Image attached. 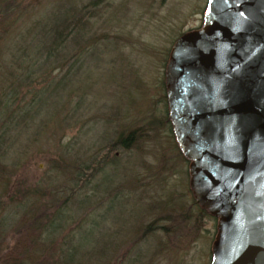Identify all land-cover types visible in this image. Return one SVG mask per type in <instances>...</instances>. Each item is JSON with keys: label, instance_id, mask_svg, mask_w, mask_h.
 Wrapping results in <instances>:
<instances>
[{"label": "rangeland", "instance_id": "1", "mask_svg": "<svg viewBox=\"0 0 264 264\" xmlns=\"http://www.w3.org/2000/svg\"><path fill=\"white\" fill-rule=\"evenodd\" d=\"M10 2L19 3L30 19L67 8L83 13L88 22L90 52L80 56L74 68L79 72L86 63L80 72L87 78L86 97L82 105H76L78 97L72 101L73 126L62 141L71 147V160L82 151L81 164L99 162L100 167L87 171L86 186L75 199L86 198L67 207V223L56 238L69 235L84 220L72 241L93 264L102 256V245L104 264H211L219 219L194 197L189 160L171 130L165 93L171 47L183 33L203 26L208 0ZM131 132L134 141L122 147L119 139ZM32 148L27 143L17 169L19 187L11 192L35 186L60 189L72 170L53 171L50 156L38 147L32 153ZM49 196L37 202V215L46 212ZM3 207L0 237L9 240L10 226L22 208L15 201ZM113 250L117 259H107Z\"/></svg>", "mask_w": 264, "mask_h": 264}, {"label": "water", "instance_id": "2", "mask_svg": "<svg viewBox=\"0 0 264 264\" xmlns=\"http://www.w3.org/2000/svg\"><path fill=\"white\" fill-rule=\"evenodd\" d=\"M203 17L169 53V120L219 219L211 264H264V0H208Z\"/></svg>", "mask_w": 264, "mask_h": 264}, {"label": "trees", "instance_id": "3", "mask_svg": "<svg viewBox=\"0 0 264 264\" xmlns=\"http://www.w3.org/2000/svg\"><path fill=\"white\" fill-rule=\"evenodd\" d=\"M18 4L12 6L10 0H0V208L14 201L22 208L10 226V241L0 237V264H93L91 257L72 241L84 220L69 235L60 239L55 236L67 223L66 209L71 202L86 198L75 199L86 186L87 171L100 167L99 162L81 164L78 156L82 151L73 153L77 156L71 160V147L62 141L73 126L72 101L78 97L76 105H82L86 97L87 78L80 76L86 63L79 72L74 68L79 57L90 52L88 22L83 13H72L67 8L30 19ZM119 141L122 147H129L134 133ZM27 143L33 145L32 153L38 147L50 156L53 171L64 174L59 168L72 170L65 175L69 178L65 185L60 189L35 186L11 192L19 187L17 169L27 152ZM47 194L51 202L46 212L37 215V202ZM85 224L89 225V219ZM115 252L111 251L107 259H117ZM100 254L94 264H104L103 245Z\"/></svg>", "mask_w": 264, "mask_h": 264}, {"label": "flooded vegetation", "instance_id": "4", "mask_svg": "<svg viewBox=\"0 0 264 264\" xmlns=\"http://www.w3.org/2000/svg\"><path fill=\"white\" fill-rule=\"evenodd\" d=\"M208 3V2H207ZM206 8V7H205ZM205 11V10H204ZM203 15H204V12H203ZM203 23H204V17H203ZM165 93H166V87H165ZM166 103H167V95H166ZM167 108H168V104H167ZM168 118H169V110H168ZM170 125H171V130L173 132V128H172V123L170 121ZM174 133V132H173Z\"/></svg>", "mask_w": 264, "mask_h": 264}, {"label": "snow or ice", "instance_id": "5", "mask_svg": "<svg viewBox=\"0 0 264 264\" xmlns=\"http://www.w3.org/2000/svg\"><path fill=\"white\" fill-rule=\"evenodd\" d=\"M213 0H209V3H212ZM241 16H243L244 14L243 13H240Z\"/></svg>", "mask_w": 264, "mask_h": 264}]
</instances>
